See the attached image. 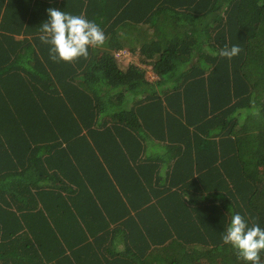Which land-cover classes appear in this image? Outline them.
<instances>
[{
	"label": "trees",
	"instance_id": "16d2710c",
	"mask_svg": "<svg viewBox=\"0 0 264 264\" xmlns=\"http://www.w3.org/2000/svg\"><path fill=\"white\" fill-rule=\"evenodd\" d=\"M5 3L0 264H244L222 234L237 213L264 227V0ZM49 8L106 43L53 61ZM144 137L171 158H144Z\"/></svg>",
	"mask_w": 264,
	"mask_h": 264
},
{
	"label": "clouds",
	"instance_id": "9594fccd",
	"mask_svg": "<svg viewBox=\"0 0 264 264\" xmlns=\"http://www.w3.org/2000/svg\"><path fill=\"white\" fill-rule=\"evenodd\" d=\"M48 19L39 27V40L50 45L49 55L55 62L72 63L89 57V48L101 47L106 43L104 31L94 21L57 8L47 9ZM238 45L225 46L219 55L232 59L240 53ZM225 245L231 246L237 258L244 264H262L264 254V227L249 223L237 213L231 217L222 234Z\"/></svg>",
	"mask_w": 264,
	"mask_h": 264
},
{
	"label": "crops",
	"instance_id": "0c3cea01",
	"mask_svg": "<svg viewBox=\"0 0 264 264\" xmlns=\"http://www.w3.org/2000/svg\"><path fill=\"white\" fill-rule=\"evenodd\" d=\"M6 3H7V0H6ZM3 9H4L3 12H5V10H6L5 7H3ZM121 50L127 51V53L124 54V56H122V57L117 58L115 55L116 59L120 62L121 66L126 67L130 64H135L138 67H141L142 69H144L145 78L147 79L148 82L149 81L155 82L159 79V77L153 72L152 65L147 66V65L141 64L140 56H139L138 52H133L128 48H124ZM121 50L114 51V54H116L118 51H121ZM104 117H107V116H104ZM144 135L146 136V134H144ZM142 142H143V147H145L144 148V151H145L144 158L145 157H152L153 155L154 156H162L163 158L166 157L167 159L171 158V157H169V156H171V154L169 153L170 150H168V147L166 145H164V143H158V141H154L152 139L150 140L147 137H144V141H142ZM161 166H162L161 175L163 176L165 173L168 174L169 162H168V164L164 163ZM140 174L141 173H139V176H140ZM141 178L143 179L142 175H141Z\"/></svg>",
	"mask_w": 264,
	"mask_h": 264
},
{
	"label": "built area",
	"instance_id": "2783aa9c",
	"mask_svg": "<svg viewBox=\"0 0 264 264\" xmlns=\"http://www.w3.org/2000/svg\"><path fill=\"white\" fill-rule=\"evenodd\" d=\"M126 53H127V51L121 50V51H118L115 55H116L117 58H119V57L124 56V54H126Z\"/></svg>",
	"mask_w": 264,
	"mask_h": 264
}]
</instances>
